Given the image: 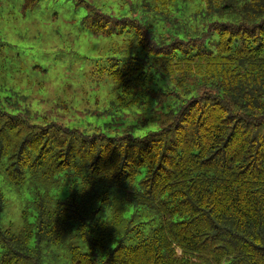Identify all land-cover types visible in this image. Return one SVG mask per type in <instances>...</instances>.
<instances>
[{"label": "trees", "instance_id": "trees-1", "mask_svg": "<svg viewBox=\"0 0 264 264\" xmlns=\"http://www.w3.org/2000/svg\"><path fill=\"white\" fill-rule=\"evenodd\" d=\"M120 2L75 0L91 33L132 35L108 69L114 104L149 96L156 128L108 135L0 108V173L31 186L20 226H0V264H264V0Z\"/></svg>", "mask_w": 264, "mask_h": 264}, {"label": "rangeland", "instance_id": "rangeland-1", "mask_svg": "<svg viewBox=\"0 0 264 264\" xmlns=\"http://www.w3.org/2000/svg\"><path fill=\"white\" fill-rule=\"evenodd\" d=\"M85 1L109 13L127 12L120 0ZM85 13L75 0H38L25 11L22 0H1L0 108L28 112L31 122L55 121L86 131L101 129L108 135L128 125L136 136L156 128L153 117L160 108L149 96L142 106L114 104L118 88L108 69L115 59L120 63L132 51L131 34H93L81 24ZM157 75V86L168 89L169 81L160 72ZM141 118H147L143 125ZM30 187L28 178L13 184L0 173V191L6 199L0 226H20ZM52 191L60 197L67 193L65 187ZM14 198L20 200L16 208L10 206ZM76 244L85 248L81 242ZM53 248L61 262H69L64 248Z\"/></svg>", "mask_w": 264, "mask_h": 264}, {"label": "clouds", "instance_id": "clouds-1", "mask_svg": "<svg viewBox=\"0 0 264 264\" xmlns=\"http://www.w3.org/2000/svg\"><path fill=\"white\" fill-rule=\"evenodd\" d=\"M20 200L19 198H14L13 200L10 201V206L12 208H16L19 206Z\"/></svg>", "mask_w": 264, "mask_h": 264}]
</instances>
